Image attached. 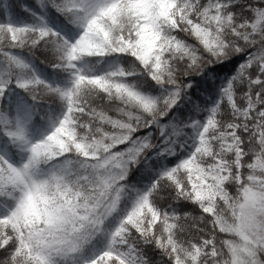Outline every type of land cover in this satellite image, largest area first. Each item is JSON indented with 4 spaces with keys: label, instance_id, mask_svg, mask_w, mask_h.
<instances>
[{
    "label": "snow or ice",
    "instance_id": "obj_1",
    "mask_svg": "<svg viewBox=\"0 0 264 264\" xmlns=\"http://www.w3.org/2000/svg\"><path fill=\"white\" fill-rule=\"evenodd\" d=\"M0 264H264V0H0Z\"/></svg>",
    "mask_w": 264,
    "mask_h": 264
}]
</instances>
